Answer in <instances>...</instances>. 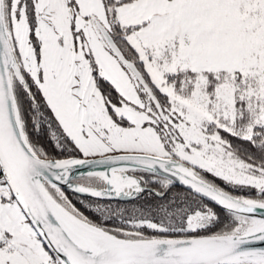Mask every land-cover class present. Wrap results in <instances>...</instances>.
Returning a JSON list of instances; mask_svg holds the SVG:
<instances>
[{"label":"snow or ice","instance_id":"snow-or-ice-1","mask_svg":"<svg viewBox=\"0 0 264 264\" xmlns=\"http://www.w3.org/2000/svg\"><path fill=\"white\" fill-rule=\"evenodd\" d=\"M0 264H264V0H0Z\"/></svg>","mask_w":264,"mask_h":264}]
</instances>
